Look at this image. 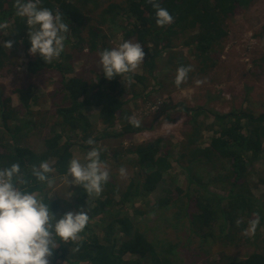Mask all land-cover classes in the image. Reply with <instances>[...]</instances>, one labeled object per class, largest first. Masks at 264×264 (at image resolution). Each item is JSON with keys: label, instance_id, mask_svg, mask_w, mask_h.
<instances>
[{"label": "trees", "instance_id": "obj_1", "mask_svg": "<svg viewBox=\"0 0 264 264\" xmlns=\"http://www.w3.org/2000/svg\"><path fill=\"white\" fill-rule=\"evenodd\" d=\"M252 1L159 0L161 7L173 16V23L158 27L156 10L148 0H41V6L53 12L59 8L65 22H69L70 32L59 59L47 64L39 54L30 55L27 72L36 75L58 71L63 77L62 102L54 113L46 114V118L51 119L50 129L41 139V149L37 150L29 143L31 133L43 126L36 116L39 111L32 110L38 103L35 86H15L13 91L20 99L18 107H12L10 96L0 89V168L19 163L24 178L29 181L25 187L42 196L57 219L75 206L88 212L89 223L80 233V240L61 242L50 264H59L62 260L69 264H145L146 261L147 264H189L193 258L201 257L202 252L209 253L205 248L208 242L215 247L230 242H247L255 247L244 257H227L219 264H264L261 233L264 200L250 187L253 164L264 158V111L233 107L224 112L208 103L194 106L186 101L169 103L168 112L182 110L189 117L186 119L189 128L180 141V155L172 156L163 136L136 143L126 150H114L115 157L125 152L131 154L123 164H130L136 170L127 184H121L111 173L98 197L90 196L78 185L69 186L73 190L70 189L72 193L67 198L49 195L51 188L31 172L33 165L49 161L55 169L49 175L64 176L73 156V145L89 150L84 143L89 137L98 142L100 138H126L153 129L144 124L135 128L125 119L131 115L127 91L138 93L137 84L129 85L127 79L123 83L121 77L110 81L104 77L101 66L94 81L82 75L67 77L73 59L69 49L87 45L91 53L100 58L101 51L114 48L110 40L114 29L107 32L104 28L108 24H120L123 36L135 37L147 54L142 63L144 72L128 75L147 85L158 70L168 69L166 72L170 75L166 77L170 78L176 76L178 67L191 65L193 71L188 75L189 80L216 66L214 52L228 36V19L244 12ZM13 4L14 0H0V23H7V28L0 30L1 71L16 63L20 48L29 53L31 47L26 19L15 14ZM261 35L264 39V25ZM8 40L14 44L7 50L2 45ZM180 42L189 47L197 63L172 52ZM163 52H168V56L164 57ZM92 104L99 107V117L106 125L101 136H93L95 127L85 113V107ZM167 111L161 112L163 118L175 122L174 115L179 112L173 115ZM203 115L210 118L209 124L206 119H200ZM117 123L122 130L110 131ZM205 128L213 134L208 142L201 144ZM66 134L76 137L78 142H73ZM107 153V150L101 153L103 161H107ZM176 166L183 171V182L173 175ZM219 185L227 190L226 195L211 189ZM151 194L158 197L152 201ZM147 202L151 203L150 210L144 208ZM125 206L131 210L122 208ZM149 213L153 214L152 219L146 216ZM257 216L260 224L249 237L245 230L249 221ZM237 220L241 221L239 225ZM240 231L244 234L240 235ZM185 249H190L191 253ZM127 254L137 258L126 259Z\"/></svg>", "mask_w": 264, "mask_h": 264}, {"label": "rangeland", "instance_id": "obj_2", "mask_svg": "<svg viewBox=\"0 0 264 264\" xmlns=\"http://www.w3.org/2000/svg\"><path fill=\"white\" fill-rule=\"evenodd\" d=\"M227 24L228 36L214 52L213 60L216 62V66L208 68L206 72L194 75L192 79L182 83L179 87L174 82L171 83V80H175V77H166V74L170 75L166 72L168 69L156 71V77L150 79L147 85L132 78V83L137 84L136 92L138 93L130 89L127 91V99H129L127 106L131 113L130 116H136L142 121V124L148 127L153 126V129H147L126 138L118 136L100 138L97 142L101 148L108 151L106 162L109 165L110 173L113 176H117L121 184H127L136 169L130 164H123L124 161H128L131 154L125 152L115 157L113 151L116 149L126 150L136 143L163 136L172 152V156L178 157L180 155V141L184 136V131L189 128V125H186V119L189 117L182 110L176 111L170 109L171 114L174 115V113L179 112V115H174L177 117L175 122L166 121L161 112L168 110L169 103L186 101L191 106L198 103H208L210 107L224 112L229 111L233 107H250L255 112L264 111V66H262L264 63V39L261 35L262 26L264 25V0H253L245 6L244 12L242 11L230 17ZM104 29L107 32L110 29H114L112 30L114 34L110 38L114 47L129 39L138 42L135 37L126 39L120 31V24L118 26L108 24ZM71 38H74V35H71ZM0 41H3L2 38H0ZM142 47L146 56L145 47ZM68 51L73 54V59L71 62V72L66 74L67 77L82 75L90 81L98 78V71L100 69L98 54L91 53L87 45L79 46L77 49H69ZM172 52L180 54L188 62L197 63L191 54V50L183 42L176 43ZM29 53L20 48L16 56V63L8 65L2 71L0 70V89L10 96L11 106L18 107L20 99L18 93L13 91L15 86H28L30 84L35 86L38 103L32 106V110L39 111V114L36 116L41 119L42 122H39V124L43 123V126L31 133L32 136L29 138V143L33 148L40 150L41 139L50 129V125L48 124L51 119H47L46 114L49 112L54 113L58 104L62 102L61 81L63 77L58 71L53 70L36 75L27 72L28 63L26 62L28 58L30 59L31 55ZM163 56L167 57L168 52H163ZM163 63L164 61L161 64ZM143 72L144 68L141 64L135 73L142 74ZM126 79L127 76L121 77L120 81L125 83ZM197 80L203 81V83L197 86ZM135 94L138 95L134 96ZM85 113L95 127L93 136H101L102 130L106 128V125L99 117V107L94 104L87 106L85 107ZM34 117L31 119H34ZM200 119H206L207 124L211 122L210 118L205 115L201 116ZM121 130L120 123L115 124L113 129L110 128V131L119 132ZM212 134L211 130L207 128L203 129L201 144L208 142ZM67 135L71 136V134H66V137ZM71 139L75 143L78 142L76 137L72 138L71 136ZM87 151L88 148H82L78 144L73 145L71 148L72 159L78 158L84 162ZM120 167L127 169L126 179L120 177ZM173 175L183 182V171L179 166H176L173 170ZM55 177L56 183L51 188L49 195H64L66 198L71 196L72 192H70V189L72 188L69 189V186L62 180L64 176L55 175ZM250 179L253 183L250 186L252 191L258 198L264 200V158L259 159L253 164ZM211 189L223 195L228 193L222 185L211 186ZM157 197L155 194L149 195L152 201ZM150 204V202H147L144 208L150 210ZM118 207L121 206L118 205ZM122 208H126L128 211L131 210L130 207L126 206ZM79 210L75 206L70 211L76 212ZM146 216L152 219L153 214L149 213ZM261 233L264 236V227ZM239 234L244 233L240 231ZM248 236L252 237L253 234L249 233ZM205 248L208 249L206 252L209 253L204 254L205 252H202L201 257L193 258L189 264H219L222 259L224 260L227 257L241 258L255 250V247L247 242H242L241 244L230 242L218 247L208 242ZM185 251L191 253L190 249H185ZM125 257L126 259L137 258L136 255L133 256L132 254H127ZM144 263L147 264V261ZM59 264L69 263L66 260H62Z\"/></svg>", "mask_w": 264, "mask_h": 264}, {"label": "clouds", "instance_id": "obj_3", "mask_svg": "<svg viewBox=\"0 0 264 264\" xmlns=\"http://www.w3.org/2000/svg\"><path fill=\"white\" fill-rule=\"evenodd\" d=\"M148 2L156 10L158 27L173 23V16L166 8L161 7L159 0ZM13 7L18 17L26 19L30 54H39L47 64L59 59L70 32L69 22H65L59 8L53 12L52 9L42 7L41 0H14ZM6 28V23H0V30ZM13 44L14 41L8 40L2 46L8 50ZM99 55V65L104 77L111 81L115 77L127 76L129 85L133 80L128 74L135 73L145 58L142 44L131 39L112 49H105ZM191 71V65L178 67L175 85L179 87L185 83ZM202 83L203 81H196L197 86ZM125 119L135 128L142 126V121L136 116ZM84 143L89 146L84 162L78 158L71 159L62 180L68 186L78 185L90 196L94 194L98 197L111 176L108 163L101 159V153L106 149L101 148L93 137H89ZM54 171L49 161L31 168L32 175L49 188L56 183V177L49 175ZM119 174L126 179L127 169L120 167ZM28 183L19 163L0 168V264H50L54 250L60 243L79 241L80 233L89 223L88 212L82 208L76 212H66L57 219L50 210L49 203H45L42 196L25 187ZM240 223V220L236 221L237 225ZM259 224L258 216L250 220L245 234H255Z\"/></svg>", "mask_w": 264, "mask_h": 264}, {"label": "built area", "instance_id": "obj_4", "mask_svg": "<svg viewBox=\"0 0 264 264\" xmlns=\"http://www.w3.org/2000/svg\"><path fill=\"white\" fill-rule=\"evenodd\" d=\"M28 61H29V58H28V60H27V62H26V63H28Z\"/></svg>", "mask_w": 264, "mask_h": 264}]
</instances>
